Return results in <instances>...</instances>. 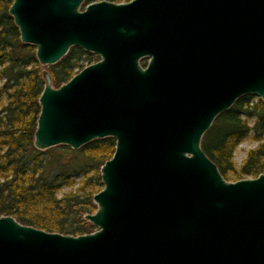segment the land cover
Segmentation results:
<instances>
[{
    "label": "water",
    "instance_id": "1",
    "mask_svg": "<svg viewBox=\"0 0 264 264\" xmlns=\"http://www.w3.org/2000/svg\"><path fill=\"white\" fill-rule=\"evenodd\" d=\"M12 0L42 67L99 57L54 87L44 71L33 146L107 137L90 234L0 216V264H264V173L226 181L200 143L243 95L264 102V0ZM146 60L145 66L141 61Z\"/></svg>",
    "mask_w": 264,
    "mask_h": 264
},
{
    "label": "trees",
    "instance_id": "2",
    "mask_svg": "<svg viewBox=\"0 0 264 264\" xmlns=\"http://www.w3.org/2000/svg\"><path fill=\"white\" fill-rule=\"evenodd\" d=\"M105 1L119 4L130 0ZM11 4L12 0H0V216H11L22 225L49 233L90 234L95 227L84 216L96 211L92 200L103 188L100 168L112 157L115 140H93L78 150L63 145L44 151L34 148L44 70L35 58V48L20 41L8 14ZM83 56L88 57L87 64L98 60L92 53L71 47L60 61L47 67L54 87L85 67L80 63ZM145 64L142 60L141 66ZM248 138L258 144L237 167L234 151ZM200 146L226 181L263 174L264 102L250 94L239 97L214 119ZM63 189L69 191L59 196Z\"/></svg>",
    "mask_w": 264,
    "mask_h": 264
},
{
    "label": "rangeland",
    "instance_id": "3",
    "mask_svg": "<svg viewBox=\"0 0 264 264\" xmlns=\"http://www.w3.org/2000/svg\"><path fill=\"white\" fill-rule=\"evenodd\" d=\"M97 1H102V0H96L95 2H97ZM82 59H83V61L80 62V63L84 64L85 66L89 65V64H87L88 63V57L85 58L83 56ZM94 62H96V61H94ZM94 62H92V63H94ZM47 67H49V66H46V67H42L41 66V70L42 71L44 70V71L47 72ZM75 72H77V70H75ZM257 144L258 143L256 141H253L251 138H248V139L244 140L241 144L238 145V147L236 148V150L234 151V154H233V161L236 163L237 167L240 166V164L242 163L243 159L246 156L247 151H249L250 149H253L254 147H256ZM78 181H80V179L76 180V182H78ZM75 188H76V185L74 186L73 189H75ZM67 191H69V189L61 190L59 192V196L62 195L63 193H65V192H67Z\"/></svg>",
    "mask_w": 264,
    "mask_h": 264
},
{
    "label": "flooded vegetation",
    "instance_id": "4",
    "mask_svg": "<svg viewBox=\"0 0 264 264\" xmlns=\"http://www.w3.org/2000/svg\"><path fill=\"white\" fill-rule=\"evenodd\" d=\"M95 56H96V55H95ZM97 57H98V56H97ZM98 58H99V57H98ZM98 60H99V59H98ZM98 60H97V61H98Z\"/></svg>",
    "mask_w": 264,
    "mask_h": 264
}]
</instances>
